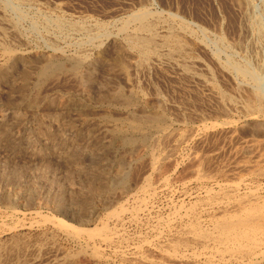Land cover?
I'll return each instance as SVG.
<instances>
[{
  "label": "rangeland",
  "instance_id": "rangeland-1",
  "mask_svg": "<svg viewBox=\"0 0 264 264\" xmlns=\"http://www.w3.org/2000/svg\"><path fill=\"white\" fill-rule=\"evenodd\" d=\"M144 9L153 15L159 36L181 32L187 57L168 56L159 48L158 56L142 63L123 45V35L136 27L132 16ZM124 21L129 24L122 31ZM182 25L186 32L180 31ZM0 31V54L6 47L21 59L10 71L0 70V264H130L118 254L122 249L129 255L148 240L158 241L157 247L167 244L165 233L156 240L158 220L183 200L194 201L199 188L216 189L218 181L247 174L264 151V102L258 106L254 96L256 88L264 90V0H0ZM84 54L88 60L78 64L81 70L70 71L74 60L68 58ZM48 62L63 69L39 76ZM230 63L255 70L260 84L238 76L226 67ZM125 98L134 105L125 104ZM157 113L167 117V131L148 142L138 140L131 147L112 132L129 118ZM256 114L262 117L259 125ZM155 145L165 159L148 175L147 155ZM199 165L208 176L204 184L192 178ZM120 170L126 183L117 180ZM142 176L153 181L165 176L169 185L158 191L153 209L141 213L139 222L126 217L117 225L127 238L123 243L104 242L102 224L113 228L111 213L132 208ZM83 228H96L98 235L92 239ZM157 247L148 254L161 262Z\"/></svg>",
  "mask_w": 264,
  "mask_h": 264
},
{
  "label": "bare ground",
  "instance_id": "bare-ground-1",
  "mask_svg": "<svg viewBox=\"0 0 264 264\" xmlns=\"http://www.w3.org/2000/svg\"><path fill=\"white\" fill-rule=\"evenodd\" d=\"M9 3V2H8ZM252 6V5H250ZM3 7V6H2ZM145 8V7H144ZM146 9V8H145ZM141 10L136 14H132V20L136 22V27L132 32H128L124 37V43L130 47L132 51L140 55L141 62L146 63L150 59H153L154 56H158L159 48H166L168 51V56L171 54H178L180 56H188L187 53V45L182 38L181 32L176 31H168L165 35L159 36L155 31V22L150 20V14L147 10ZM4 15V14H3ZM153 16V15H152ZM173 16V15H172ZM172 18V17H171ZM2 19V18H1ZM152 19V17H151ZM181 19V18H180ZM5 20V19H4ZM163 20V19H161ZM175 20V19H174ZM129 21V19H128ZM126 22L125 26H123L122 31L127 29L129 23ZM170 22V21H169ZM176 22V21H175ZM185 22V21H183ZM158 23V22H157ZM181 23V22H180ZM41 24V23H40ZM56 24V23H55ZM97 24V23H96ZM99 24V23H98ZM103 24V23H102ZM123 24V23H122ZM123 24V25H124ZM182 24V23H181ZM181 24L179 26H181ZM10 25V24H9ZM64 25V24H63ZM101 25V24H100ZM158 25V24H156ZM178 25V24H177ZM6 26V25H5ZM12 27V26H11ZM75 27V26H74ZM185 26L182 25V29L180 31L185 30ZM263 27V26H262ZM261 27V28H262ZM3 28V27H2ZM167 28V27H166ZM169 28V27H168ZM187 28V27H186ZM8 29V28H7ZM79 29V28H78ZM77 29V30H78ZM103 29V28H102ZM121 29V28H120ZM129 30V29H128ZM127 30V31H128ZM172 30V29H171ZM190 30V29H189ZM188 30V31H189ZM14 31V30H13ZM117 31V30H116ZM121 31V32H122ZM159 31V30H157ZM260 31V30H259ZM1 32V31H0ZM6 32V31H5ZM3 32V33H5ZM98 32V31H97ZM126 32V31H125ZM184 32V31H183ZM186 32V30H185ZM264 32V31H263ZM93 33V32H92ZM124 33V32H123ZM163 33V32H162ZM8 34V33H7ZM17 34V33H16ZM108 34V32H107ZM111 34V33H110ZM192 34V33H191ZM190 34V35H191ZM96 35V34H95ZM113 35V34H112ZM115 35V34H114ZM99 36V35H98ZM113 37V36H112ZM117 38V37H116ZM121 39V38H120ZM98 40V39H97ZM100 40V39H99ZM90 41V40H89ZM119 41V40H118ZM97 42V41H96ZM223 42V41H222ZM222 44V43H221ZM95 45V44H94ZM229 45V44H228ZM227 45V46H228ZM4 48V47H3ZM96 48V46L94 47ZM116 48V47H115ZM119 48V47H118ZM15 49V48H14ZM55 49V48H54ZM99 49V48H98ZM129 49V48H128ZM229 49V48H228ZM56 50V49H55ZM100 51V49H99ZM130 51V50H129ZM160 51V50H159ZM224 51V50H223ZM17 52V51H16ZM16 52L11 49L5 47V50L2 54H0V70H5L11 66L13 62L20 56ZM25 52V51H24ZM62 52V51H61ZM94 52V51H93ZM98 50L94 53H97ZM102 52V51H101ZM164 52V51H163ZM221 52V51H220ZM92 53V54H94ZM192 53V52H190ZM38 54V53H37ZM63 54V52H62ZM61 54V55H62ZM83 54V53H82ZM60 55V56H61ZM76 55V54H75ZM97 55V56H96ZM96 58L100 57L99 52L96 54ZM193 55V54H192ZM195 55V54H194ZM217 55V54H216ZM37 56V55H36ZM64 56V55H63ZM91 56V55H90ZM103 55H101L102 57ZM177 56V55H176ZM62 57V56H61ZM66 57V56H65ZM69 57V56H67ZM66 57V58H67ZM93 57V56H92ZM116 57V56H115ZM91 58V57H90ZM122 58V57H121ZM127 58V57H126ZM177 58V57H176ZM20 59V57L18 58ZM17 59V60H18ZM68 59L74 60L70 71L72 70L74 73L77 72L80 67L78 64L83 63L88 60L87 55H77L73 57H69ZM136 59V58H135ZM216 59V58H215ZM241 59V58H240ZM21 60V59H20ZM48 60V59H47ZM96 60V59H95ZM105 60V59H104ZM126 60V59H125ZM137 60V59H136ZM242 60V59H241ZM57 61V60H56ZM155 61V60H154ZM167 61V60H166ZM169 61V60H168ZM192 61V60H191ZM194 61V60H193ZM62 62V61H60ZM126 62V61H125ZM140 62V63H141ZM152 62V61H151ZM173 62V61H172ZM178 62V61H177ZM190 62V61H189ZM236 62H238L236 60ZM59 63V62H58ZM71 63V62H70ZM87 63V62H86ZM114 63V62H113ZM141 63V64H142ZM181 63V62H180ZM188 63V61H187ZM186 63V64H187ZM221 63V62H220ZM125 64V63H124ZM190 64V63H189ZM148 65V63H147ZM193 65V64H192ZM191 65V66H192ZM246 65V64H245ZM242 64L233 63L231 65L228 64L226 67L228 69H234V71L238 74V76L242 77L244 80H251L256 83L258 81V74L254 70L249 69L248 66ZM79 66V67H78ZM103 66V65H102ZM143 66V65H142ZM189 66V65H188ZM13 67V66H12ZM36 67V66H35ZM66 67V66H65ZM147 67V66H146ZM184 67V66H183ZM63 69V67L59 64H55L52 62H48L44 64L40 70L38 71L39 76L46 75L51 72H55ZM117 69V68H116ZM185 69V68H184ZM190 69V68H189ZM227 69V70H228ZM81 70V67L80 69ZM186 70V69H185ZM6 71V70H5ZM4 71V72H5ZM8 71V70H7ZM10 71V68H9ZM2 72V73H4ZM60 72V71H59ZM195 72V71H194ZM6 73V72H5ZM81 73V71H80ZM71 74V73H70ZM78 74V73H76ZM87 74V73H86ZM1 75V73H0ZM34 75V74H33ZM82 75V74H81ZM1 78V77H0ZM44 78V77H43ZM127 78V77H126ZM118 78H115V80ZM103 80V79H102ZM211 81V80H210ZM31 82V81H30ZM256 82V83H255ZM243 83V82H242ZM250 83V82H249ZM248 83V84H249ZM83 84V83H82ZM105 84V83H104ZM212 84V83H211ZM240 84V82H239ZM237 84V85H239ZM260 84V83H259ZM257 85V84H256ZM255 85V86H256ZM132 88V87H131ZM217 88V87H216ZM237 88V87H236ZM242 88V87H241ZM239 89V91L241 90ZM247 88V87H246ZM126 89V88H125ZM212 89V88H210ZM264 89V88H263ZM40 90V89H39ZM213 90V89H212ZM238 90V88H237ZM236 90V91H237ZM253 90V89H252ZM36 91V89H35ZM34 91V92H35ZM264 91V90H263ZM260 89L254 90L255 100L258 103V106L264 102V92ZM120 92V91H119ZM132 92V91H131ZM214 92V91H213ZM224 92V91H223ZM221 91V94H223ZM138 93V92H137ZM123 94V93H122ZM234 94V93H233ZM252 94V93H251ZM35 95V94H34ZM41 95V94H40ZM111 95V93H110ZM121 96V95H120ZM136 96V95H135ZM221 96V95H220ZM252 96V95H251ZM39 97V96H38ZM71 97V96H70ZM116 97V96H115ZM126 97V96H125ZM130 97V96H129ZM128 97V98H129ZM125 98V104L128 106L131 105L129 99ZM107 99V98H106ZM111 99V98H110ZM119 99V98H118ZM124 99V98H123ZM134 99V98H133ZM143 99V98H142ZM149 99V98H148ZM227 99V98H226ZM120 100V99H119ZM136 100V99H135ZM147 100V99H146ZM160 100V99H158ZM237 100V99H235ZM33 101V100H32ZM31 101V102H32ZM40 101V100H39ZM113 101V100H112ZM122 101V100H121ZM138 101V100H137ZM70 102V101H69ZM134 102V101H133ZM132 102V104H133ZM136 102V101H135ZM238 102V100H237ZM123 103V102H122ZM140 101L138 102V104ZM142 103V101H141ZM146 103V102H145ZM236 103V102H235ZM253 103V102H252ZM143 104V103H142ZM228 104V103H227ZM254 104V103H253ZM25 105V104H24ZM33 105V104H32ZM109 105V104H106ZM124 105V103H123ZM134 105V104H133ZM131 105V106H133ZM144 105V104H143ZM146 105V104H145ZM233 105V104H232ZM35 106V105H34ZM114 106V105H113ZM130 106V107H131ZM141 106V105H140ZM135 107V106H134ZM137 107V106H136ZM145 107V106H144ZM123 108V107H122ZM139 108V107H138ZM143 108V107H142ZM255 108V107H253ZM252 108V109H253ZM65 109V108H64ZM82 109V108H81ZM127 109V108H124ZM131 109V108H130ZM26 110V109H25ZM152 110V109H151ZM256 110V109H255ZM258 110V109H257ZM260 110V109H259ZM263 111V110H262ZM93 112V111H92ZM132 112V111H131ZM136 112V111H134ZM157 112V111H156ZM248 112V111H247ZM260 111H258L259 113ZM23 113V112H22ZM25 113V112H24ZM123 113V112H122ZM138 113V112H137ZM140 113V112H139ZM138 113V114H139ZM142 113V112H141ZM257 113V114H258ZM34 114V113H33ZM161 114V113H160ZM160 114H146L138 117H131L132 119L127 120L126 123L122 122V125L114 126L115 130L112 131L122 138L123 143H131L136 142L138 140L143 143L150 141L153 139L154 134L163 135L164 132L167 131V120L164 115ZM255 114V113H254ZM256 114L254 120L256 123L260 121L259 115ZM1 116V115H0ZM6 116V115H5ZM103 116V115H102ZM128 116V115H126ZM131 116L132 113H131ZM22 117V116H21ZM83 117V116H82ZM121 117V116H120ZM245 117V116H244ZM111 118V117H110ZM126 118V117H125ZM128 118V117H127ZM249 118V117H248ZM252 118V119H253ZM6 119V118H4ZM87 119V118H86ZM115 119V117H114ZM124 119V118H123ZM251 119V120H252ZM119 119L117 118L116 122ZM233 120V119H232ZM235 120V119H234ZM240 120V119H239ZM238 120V121H239ZM250 120V119H249ZM253 120V121H254ZM1 121V119H0ZM4 121V120H2ZM9 121V120H8ZM85 121V120H84ZM121 121V120H120ZM125 121V119H124ZM227 121V120H226ZM237 121V122H238ZM114 122V121H113ZM249 126L251 122L248 121ZM103 123V122H102ZM213 123V122H212ZM215 123V122H214ZM217 123V122H216ZM221 123V122H220ZM228 123V122H226ZM3 124V123H2ZM116 124V123H115ZM204 124V123H203ZM219 124V122L217 123ZM236 124V123H235ZM247 124V125H248ZM253 124V122H252ZM259 125V123H257ZM211 125V124H210ZM220 125V124H219ZM255 125V124H254ZM262 125V124H261ZM110 126V125H109ZM112 126V125H111ZM229 126V125H228ZM248 126V127H249ZM264 126V124L262 125ZM106 127V126H105ZM222 127V126H221ZM243 127V125H242ZM251 127V126H250ZM256 127V126H255ZM170 128V127H169ZM178 128V127H177ZM262 128V127H261ZM100 129V128H99ZM106 129V128H105ZM201 129V128H200ZM205 129V127L203 128ZM207 129V128H206ZM254 130V126L251 127V130ZM58 130V129H57ZM104 130V129H103ZM169 130V129H168ZM91 131V130H90ZM259 131V130H257ZM106 132V131H105ZM234 132V131H233ZM13 133V132H12ZM163 133V134H161ZM171 133V132H170ZM193 133V132H192ZM249 133V132H248ZM254 133V131H253ZM257 133V132H255ZM58 134V133H57ZM191 134V133H189ZM200 135H203L204 132H200ZM219 134V133H218ZM228 134V133H227ZM237 134V133H236ZM264 134V133H263ZM63 135V134H62ZM166 137L168 134H165ZM172 135V134H171ZM197 135V134H196ZM252 135V134H250ZM68 136V135H67ZM100 136V135H99ZM156 136V135H155ZM155 140L158 141V139ZM173 136V135H172ZM208 136V135H207ZM239 136V135H238ZM113 137V134L111 138ZM116 137V136H115ZM158 137V136H157ZM165 137V136H164ZM163 137V139H164ZM205 137V136H204ZM114 138V137H113ZM183 138V137H182ZM115 139V138H114ZM119 139V138H118ZM150 139V140H149ZM236 139V138H235ZM117 140V139H116ZM115 140V141H116ZM160 141V138H159ZM162 141V140H161ZM258 141V140H257ZM62 142V141H61ZM119 142V141H117ZM263 142V141H262ZM151 143V142H150ZM164 143V142H163ZM252 143V142H251ZM55 144V143H54ZM142 144V143H141ZM158 144V143H156ZM245 144V143H244ZM15 145V144H14ZM58 145V144H57ZM111 145V144H110ZM115 145V144H114ZM117 145V144H116ZM139 145V143H138ZM147 145V144H145ZM178 145V144H177ZM109 146V145H108ZM148 146V145H147ZM236 146V145H235ZM241 146V145H240ZM253 146V145H252ZM257 146V145H255ZM114 147V146H113ZM122 147V146H121ZM132 147V145H131ZM136 147V146H135ZM145 147V146H144ZM150 147V146H149ZM148 147V148H149ZM153 147V145L151 146ZM156 147V148H155ZM154 149L147 155L149 156V168L150 174L151 172H155L160 167V162L164 158L163 153L158 146L155 145ZM242 147V146H241ZM139 148V147H138ZM243 148V147H242ZM255 148V147H254ZM258 148V146H257ZM130 149V148H129ZM164 149V148H163ZM249 149V148H248ZM37 150V149H36ZM141 150V149H140ZM217 150V149H216ZM235 150V148H234ZM251 150V148H250ZM123 151V150H122ZM175 151V150H174ZM220 151V150H219ZM233 151V150H232ZM239 151V150H238ZM237 151V152H238ZM253 151V149H252ZM112 152V151H111ZM140 152V151H139ZM180 152V151H179ZM255 152V151H254ZM253 152V154H254ZM261 153L258 155V159L254 161L253 165L250 167H246L248 169L247 174L243 175L236 174L231 178H226L216 183L217 188H208L202 187L199 188L200 191L197 196H193L195 199L191 203L187 204L183 201L175 206V211L171 212L166 216L161 218V221L157 224L159 225L156 228L157 224H153L155 227L154 232L156 233V240H159L162 237V234L165 233L168 237V243L165 246L157 247V242H146L144 244L140 243L141 246H135L132 252L128 255L125 251L119 252L117 248L116 250L119 255H121L123 261H128L130 264H264V151H260ZM263 152V153H262ZM110 153V152H109ZM116 153V152H115ZM114 153V154H115ZM127 153V152H126ZM172 153V152H171ZM231 153V152H230ZM235 153V152H234ZM88 154V153H87ZM112 154V155H114ZM128 154V153H127ZM236 154V153H235ZM70 155V154H69ZM133 155V154H132ZM131 155V156H132ZM146 155V154H145ZM165 155V154H164ZM168 155V153H167ZM172 155V154H171ZM214 155V154H213ZM240 155V153H239ZM135 156V155H134ZM137 156V155H136ZM139 156V155H138ZM236 156V155H234ZM248 156V155H247ZM246 156V157H247ZM253 156V155H252ZM130 157V156H129ZM167 157V156H166ZM245 157V156H244ZM250 157V156H249ZM121 158V157H119ZM125 158V156H124ZM123 158V159H124ZM131 158V157H130ZM133 158V157H132ZM195 157L194 159H196ZM138 159V158H137ZM140 159V158H139ZM146 159V158H145ZM165 159V158H164ZM163 159V160H164ZM193 159V158H192ZM205 159V158H204ZM44 160V159H43ZM115 160V159H114ZM128 160V159H127ZM171 160V159H170ZM174 160V159H173ZM199 160V159H197ZM196 160V161H197ZM239 160V159H238ZM237 160V161H238ZM241 160V159H240ZM239 160V161H240ZM248 160V159H247ZM103 161V160H102ZM129 161V160H128ZM176 161V160H174ZM194 161V163L196 162ZM232 161V160H231ZM236 161V160H234ZM233 161V162H234ZM251 161V160H250ZM127 162V161H126ZM133 162V161H132ZM190 162V161H189ZM228 162V161H227ZM256 162V163H255ZM147 163V162H146ZM162 163V162H161ZM173 163V162H171ZM178 163V162H177ZM191 163V162H190ZM200 163V162H199ZM202 163V162H201ZM204 163V162H203ZM111 164V163H110ZM129 164V163H128ZM198 164V161H197ZM238 164V163H237ZM248 164V163H247ZM131 165V163H130ZM141 165V164H140ZM172 165V164H170ZM179 165V164H178ZM187 165V164H186ZM228 165V164H227ZM146 166V165H145ZM167 166V164H166ZM174 166V165H173ZM192 168V165H190ZM120 167V166H119ZM137 167V166H136ZM178 166L176 165L175 168ZM145 168V167H144ZM147 168V167H146ZM173 168V169H175ZM187 168V167H186ZM200 168V165H199ZM191 169L193 179L196 180L199 184H204L207 181L206 174L201 171V168ZM241 168V167H240ZM140 169V168H139ZM170 169V168H169ZM203 169V168H202ZM238 169V168H237ZM107 170V169H106ZM131 170V169H130ZM209 170V169H208ZM243 170V168H242ZM244 170V171H245ZM108 171V170H107ZM121 171V170H120ZM139 171V170H138ZM141 171V170H140ZM145 171V170H144ZM164 171V170H163ZM167 171V170H166ZM210 171V170H209ZM221 171V170H220ZM234 171V170H233ZM136 172V171H135ZM159 172V171H158ZM157 172V173H158ZM207 172V171H206ZM205 172V173H206ZM18 173V172H17ZM40 173V172H39ZM126 172L123 170L118 173L117 180L119 183H126L124 178L126 177ZM129 173V172H128ZM245 173V172H244ZM191 174V173H190ZM233 174V173H232ZM157 175V174H156ZM163 175V174H162ZM170 175V174H169ZM220 175V174H219ZM92 176V175H91ZM128 176V175H127ZM134 176V175H133ZM140 176V175H139ZM141 178L140 184L136 185L137 191L133 194V205L131 209L124 208L121 206L120 210L117 209L116 212L111 213V218L115 224H113V228H110V224L103 223L102 228L104 230L103 235L101 236L104 242H108L110 244L123 243L125 235L123 231L118 228L117 225H121L126 217H128L132 222H139L141 220V213L151 211L153 209L152 204L159 193L158 191H162L167 188L169 185V178L162 177L153 181L150 177ZM161 177V175H160ZM171 177V176H170ZM186 177V176H185ZM190 177V178H191ZM132 178V177H131ZM138 178V177H137ZM154 178V177H153ZM223 178V177H222ZM136 179V178H135ZM156 179V176H155ZM213 179V178H211ZM208 179V180H211ZM189 180V178H188ZM187 180V181H188ZM115 181V180H114ZM181 181V180H180ZM192 181V180H191ZM112 183V181H110ZM117 182V181H116ZM129 182V181H128ZM185 182V181H184ZM213 182V181H212ZM183 183V182H182ZM195 183V182H194ZM211 183V182H210ZM215 183V181H214ZM78 184V183H77ZM185 184V183H184ZM192 184V183H191ZM197 184V183H196ZM123 185V184H122ZM121 185V186H122ZM212 185V184H211ZM215 185V186H216ZM69 186V185H68ZM88 186V185H87ZM120 186V185H118ZM126 186V185H125ZM123 186V187H125ZM171 186V185H170ZM186 186V185H185ZM188 186V185H187ZM206 186V185H205ZM208 186V185H207ZM213 186V185H212ZM78 189V188H77ZM121 187V191H122ZM125 189V188H124ZM135 189V190H136ZM177 189V188H176ZM186 189V188H185ZM188 189V188H187ZM91 190V189H90ZM127 190V188L125 189ZM96 191V190H95ZM128 191V190H127ZM120 192V191H119ZM186 192V191H185ZM184 192V193H185ZM113 193V192H112ZM121 193V192H120ZM126 193V192H125ZM69 194V193H68ZM192 194V193H191ZM194 194V193H193ZM76 195V194H75ZM111 195V194H110ZM113 195V194H112ZM132 195V193H131ZM187 194V192L184 194ZM195 195V194H194ZM123 196V195H122ZM97 197V196H96ZM158 197V196H157ZM94 198V197H92ZM100 198V197H99ZM128 198V197H127ZM191 198V197H190ZM110 199V198H109ZM33 200V199H32ZM69 200V199H68ZM106 200V199H105ZM114 201V199L112 200ZM111 201V202H112ZM104 202V201H103ZM116 202V201H115ZM162 202V201H161ZM102 203V202H101ZM108 205V204H107ZM111 205V204H110ZM120 205V204H119ZM156 205V204H155ZM173 206V207H174ZM113 207V206H112ZM172 207V206H171ZM170 208V207H169ZM74 209V208H73ZM115 209V208H114ZM151 209V210H150ZM173 209V210H174ZM77 210V209H76ZM79 210V209H78ZM90 213V212H89ZM91 214V213H90ZM108 214V213H107ZM96 215V214H95ZM145 215V214H144ZM157 216V215H156ZM110 217V216H109ZM109 217L107 219H109ZM206 217V219L204 218ZM93 218H95L93 216ZM140 218V220H139ZM163 219V220H162ZM76 220V219H75ZM111 220V219H110ZM139 220V221H138ZM154 220V219H153ZM156 220V219H155ZM79 221V220H78ZM90 221V220H89ZM96 221V220H95ZM109 221V220H107ZM128 221V222H129ZM61 222H64L62 220ZM81 222V221H80ZM86 222V221H85ZM103 222V221H102ZM105 222V221H104ZM110 222V221H109ZM155 222V221H154ZM87 223V222H86ZM130 223V222H129ZM143 223V222H142ZM175 223L181 224L180 228L174 229ZM61 224V223H60ZM136 225V224H135ZM152 225V224H151ZM178 225V224H177ZM71 225L67 226L70 227ZM96 226V225H95ZM61 227V226H60ZM122 227V226H121ZM153 227V226H151ZM178 227V226H177ZM66 228V226H65ZM74 228V227H73ZM77 228V227H76ZM75 228V229H76ZM80 228V227H79ZM124 228V227H123ZM122 228V229H123ZM86 231L89 237L97 236V230L88 229ZM77 230V229H76ZM102 230V229H101ZM150 230V229H149ZM152 230V228H151ZM74 231V230H73ZM81 232V231H80ZM65 233V232H64ZM69 233H72L69 232ZM151 233V232H150ZM154 233V234H155ZM77 233H74L75 237ZM80 234V233H78ZM101 234V233H100ZM85 236V235H84ZM129 237V236H128ZM90 238V239H91ZM95 238V237H93ZM92 238V239H93ZM166 239V238H165ZM15 240V239H14ZM102 240V239H101ZM143 240V239H141ZM151 240V239H150ZM17 241V240H16ZM160 241V240H159ZM87 242V241H86ZM100 242V241H99ZM143 242V241H142ZM163 242V241H162ZM161 242V243H162ZM103 243V242H102ZM159 243V242H158ZM16 244V243H15ZM92 244V243H91ZM21 245V244H20ZM121 245V244H120ZM89 246V245H88ZM96 246V245H95ZM117 246V245H116ZM133 246V245H132ZM131 246V247H132ZM16 247V246H15ZM99 247V246H98ZM128 247V246H127ZM158 248L159 252L163 256V261L157 262L155 259L153 260L148 252H151L152 249ZM21 248V247H20ZM97 248V247H96ZM95 248V249H96ZM108 248V247H107ZM94 249V248H93ZM20 250V249H19ZM18 250V251H19ZM115 250V249H114ZM157 250V249H156ZM157 250V251H158ZM96 251V250H95ZM128 251V250H127ZM116 252V251H115ZM1 253V252H0ZM39 253V252H37ZM114 253V252H113ZM8 254V253H7ZM10 254V253H9ZM100 254V253H98ZM102 254V253H101ZM117 254V255H118ZM155 254V253H154ZM157 254V253H156ZM16 255V254H15ZM118 255V256H119ZM152 256V255H151ZM161 256V257H162ZM98 257V256H97ZM120 257V258H121ZM156 257V256H155ZM22 258V257H21ZM115 258V257H114ZM119 258V257H118ZM154 258V257H153ZM24 259V258H23ZM160 260V258H158ZM9 260V259H7ZM6 260V261H7ZM106 260V259H105ZM5 261V260H4ZM67 261V260H66ZM28 262V261H27ZM64 262V261H63ZM121 262V261H120ZM2 263V262H1ZM19 263V262H18ZM35 263V262H34ZM11 264V263H10ZM16 264V263H15ZM44 264V263H43ZM46 264V263H45ZM60 264V263H59ZM63 264V263H62ZM123 264V263H122Z\"/></svg>",
  "mask_w": 264,
  "mask_h": 264
}]
</instances>
